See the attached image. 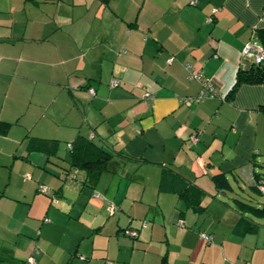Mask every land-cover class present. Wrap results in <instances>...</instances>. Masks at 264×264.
Masks as SVG:
<instances>
[{"label":"crops","instance_id":"obj_1","mask_svg":"<svg viewBox=\"0 0 264 264\" xmlns=\"http://www.w3.org/2000/svg\"><path fill=\"white\" fill-rule=\"evenodd\" d=\"M248 43L264 0H0V264H264V223L220 197L264 179V81L233 89ZM80 139L112 156L94 188Z\"/></svg>","mask_w":264,"mask_h":264},{"label":"trees","instance_id":"obj_2","mask_svg":"<svg viewBox=\"0 0 264 264\" xmlns=\"http://www.w3.org/2000/svg\"><path fill=\"white\" fill-rule=\"evenodd\" d=\"M263 81H264V66H258L254 69L253 72L240 73L237 77V81L233 89H236L241 83L256 84ZM10 127L11 125L8 123L0 122V135L3 136L7 135L10 130ZM38 146H39L38 149L41 150H47L48 148L46 142H41L39 143ZM111 158L112 156L109 153L104 152L102 149L98 148L92 142L85 139H80L77 141L72 151L71 164L76 169L85 171L87 173V180L85 183L89 187L94 188L100 176L103 173L107 172ZM260 181L264 183V179L260 180L258 177L256 176L254 177V182H260ZM214 184L215 187L220 190L228 188V183L225 177L222 175L216 176L214 178ZM250 187L257 189L254 186H250ZM161 189L163 190L164 187H162ZM240 205H241V209H243L245 212L249 213L250 215L257 218L264 217V205H262L261 207H254L248 204H240ZM180 223L181 222L178 223L179 227L183 228V225L180 226ZM251 229H249V231H251ZM137 238L138 236L136 234V237H134V239Z\"/></svg>","mask_w":264,"mask_h":264},{"label":"built area","instance_id":"obj_3","mask_svg":"<svg viewBox=\"0 0 264 264\" xmlns=\"http://www.w3.org/2000/svg\"><path fill=\"white\" fill-rule=\"evenodd\" d=\"M241 57L243 59H248L250 61H252L253 65H255L256 67L258 66H264V47L259 45L258 43H248L245 45V47L243 48L242 52H241ZM169 63L171 62V60L168 61ZM187 70L190 72V76L191 78H195L197 80H201V76L199 74L194 75L192 74V68L190 66L187 65ZM114 86H117V82L113 83ZM91 94H94V92L92 90H90ZM217 95V93L212 89V88H208L207 92H203L201 93L196 99L195 101L197 102H201L204 101L207 98H214ZM147 98H150L149 95L146 96ZM198 138L197 135H194L191 137V141L192 142H197ZM240 176L241 178L249 185V186H254L256 187L260 193L264 194V183L262 181L260 182H254V172H253V168L252 165H248L246 168H242L241 172H240ZM40 192L42 194H48V191L46 188H40ZM110 214H114L116 213V208L115 206H111L109 209ZM180 226H182V223H180ZM130 237L134 238L136 237V234L133 232H130ZM202 239H204L205 241L211 243L212 242V238L211 236L207 235V234H201L200 236ZM28 262L31 264H34V259L32 257H30L28 259ZM110 264V263H107Z\"/></svg>","mask_w":264,"mask_h":264},{"label":"rangeland","instance_id":"obj_4","mask_svg":"<svg viewBox=\"0 0 264 264\" xmlns=\"http://www.w3.org/2000/svg\"><path fill=\"white\" fill-rule=\"evenodd\" d=\"M256 172H259V173L261 172V174L264 177V170H262V169H258L257 170L256 169ZM230 181H231V183L233 185V191L231 193L229 192L228 197L224 198V197L220 196L222 198V200H225V201H228V202L231 203V201H232L231 199L232 198H237L238 200L246 202L247 204H250V205H253V206H257V205H260V204L264 203V194L260 193L258 191V189L249 187L247 184H245L243 181H240L239 179L230 180ZM47 188H49V187H47ZM40 194H42V193H40ZM236 195H238L240 197H238ZM43 196H44V194H43ZM107 212L109 213L108 209H107ZM108 215H110V213ZM254 219L257 222L264 223V218H254ZM127 223L131 224L132 221L130 219H127ZM206 223H209V221L206 220ZM142 225L145 228L146 223L145 224L143 223ZM143 230H145V229H143ZM130 232H133V233L137 234V229H131V230L125 229L124 234H123L124 238H126L130 242H135V243L139 244V242L137 241L138 238L134 239V238L130 237V235H129ZM200 236H201V234H200ZM3 249H4L5 252L9 253V251L7 250V246H5ZM202 258H203V256H201L200 254H195V260H200ZM208 258L209 257L205 256V260H208ZM23 261L24 260H21L20 264H22ZM5 263L9 264L11 262L10 261H8V262L6 261ZM109 263L114 264L111 261ZM15 264H17V263H15Z\"/></svg>","mask_w":264,"mask_h":264}]
</instances>
